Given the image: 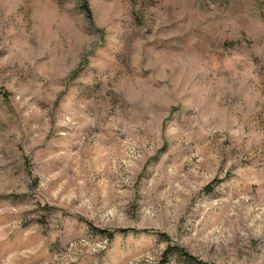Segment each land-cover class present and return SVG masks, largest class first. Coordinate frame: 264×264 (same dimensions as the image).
Here are the masks:
<instances>
[{"label":"rangeland","instance_id":"374dc122","mask_svg":"<svg viewBox=\"0 0 264 264\" xmlns=\"http://www.w3.org/2000/svg\"><path fill=\"white\" fill-rule=\"evenodd\" d=\"M0 88V264H264V0H0Z\"/></svg>","mask_w":264,"mask_h":264},{"label":"trees","instance_id":"16d2710c","mask_svg":"<svg viewBox=\"0 0 264 264\" xmlns=\"http://www.w3.org/2000/svg\"><path fill=\"white\" fill-rule=\"evenodd\" d=\"M84 11L87 14V17L91 18V12L88 6L85 4L84 5ZM0 95H2V90L0 88ZM88 226H91V224H88ZM92 230L98 234V235H105L107 239H113L115 235H125L128 233L130 230L129 229H116L113 231H106V230H100L97 228H92ZM134 232V230L132 229ZM135 233H138V231ZM143 233H151L150 231L143 230ZM160 237H163L166 241L169 242V238L163 234V233H157ZM164 258H169V257H175L176 260L178 261V264H214V263H207L204 262L200 259H197L196 257L192 256L190 253H188L185 249L178 247V246H167L164 253H163Z\"/></svg>","mask_w":264,"mask_h":264}]
</instances>
